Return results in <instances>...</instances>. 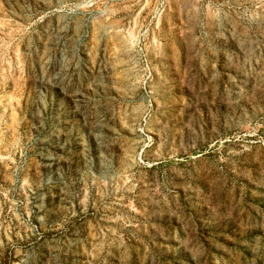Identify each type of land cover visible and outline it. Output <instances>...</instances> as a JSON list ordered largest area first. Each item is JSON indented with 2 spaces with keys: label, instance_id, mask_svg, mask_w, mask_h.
<instances>
[{
  "label": "rangeland",
  "instance_id": "obj_1",
  "mask_svg": "<svg viewBox=\"0 0 264 264\" xmlns=\"http://www.w3.org/2000/svg\"><path fill=\"white\" fill-rule=\"evenodd\" d=\"M0 264H264V0H0Z\"/></svg>",
  "mask_w": 264,
  "mask_h": 264
}]
</instances>
